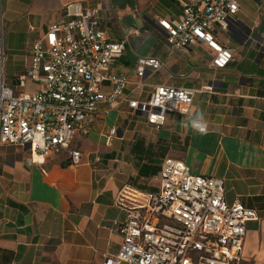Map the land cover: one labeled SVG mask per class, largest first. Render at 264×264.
Masks as SVG:
<instances>
[{
  "label": "crops",
  "instance_id": "1",
  "mask_svg": "<svg viewBox=\"0 0 264 264\" xmlns=\"http://www.w3.org/2000/svg\"><path fill=\"white\" fill-rule=\"evenodd\" d=\"M73 1L105 8L103 26L111 39L127 41L119 60L123 69H131L140 56L156 55L167 61L165 68L171 72L161 83L198 89L191 111L177 114L192 121L202 113L208 130L201 134L191 127L190 134L176 132L174 112L168 113L162 128L155 129L136 118L117 122L116 112L109 111L90 122L88 132L78 131L73 143L83 153L78 163L58 155L29 164L27 146L1 143L0 264H128L114 260L127 216L115 199L126 183L144 191L158 189L154 177L161 164L149 162L145 150L150 147L149 153L156 154L159 146H169L165 156L184 160L195 173L222 178L228 202L239 199L256 209L259 218L246 224L239 264H264V0H238L241 8L235 23L219 31L220 41L234 54L227 67H212L213 52L204 44L187 50L194 61L208 58L203 71L177 69L183 53L177 52L179 56L171 60L176 52L169 54L166 32L158 24L160 18L182 16L179 0H2L4 25L13 46L22 51L24 66L29 40L63 19L65 5ZM131 35L154 39L150 51L128 57ZM192 50H200L204 58ZM174 72L185 73V79H175ZM111 113L114 122L108 119ZM115 124L119 133L109 141L107 134ZM93 132L105 136L106 142H93ZM193 133L198 137L196 145ZM9 147L21 154L11 156Z\"/></svg>",
  "mask_w": 264,
  "mask_h": 264
},
{
  "label": "built area",
  "instance_id": "2",
  "mask_svg": "<svg viewBox=\"0 0 264 264\" xmlns=\"http://www.w3.org/2000/svg\"><path fill=\"white\" fill-rule=\"evenodd\" d=\"M179 19L160 18L169 54L204 44L213 54L211 65L227 67L234 59L219 31L229 30L241 5L238 0H179ZM104 7L80 1L64 7L65 17L29 40L24 70L9 80L5 69L4 10L0 0V144L28 147V163L65 155L78 163L82 150L73 146L78 131L88 132L98 115L109 111L162 128L169 112L189 113L198 89L149 79L167 61L140 56L131 69L120 58L125 39L113 40L103 26ZM31 33L36 27L31 26ZM152 116L157 119L153 121ZM163 116V122L160 117ZM112 125L107 140L119 133ZM262 146L264 147V126ZM156 191L131 183L117 193L126 210L123 238L114 256L128 264H239L246 224L259 218L255 208L239 199L228 202L222 178L195 173L182 159L167 155Z\"/></svg>",
  "mask_w": 264,
  "mask_h": 264
},
{
  "label": "rangeland",
  "instance_id": "3",
  "mask_svg": "<svg viewBox=\"0 0 264 264\" xmlns=\"http://www.w3.org/2000/svg\"><path fill=\"white\" fill-rule=\"evenodd\" d=\"M239 1L247 2L248 0H239ZM4 21H5V18H4ZM140 31L143 32V30H140ZM222 35L227 36V34H225L223 31H222ZM153 41H154V39L150 38L149 36L145 37L144 35H131V40H130L129 46H128V57L133 59L136 55H139V53H146V52L150 51V48L153 45ZM4 42H5V56H6L5 69H6V73H7L9 80H11L15 74H18L24 70V57L22 56V51L13 46V44H14L13 39L9 37L7 25H4ZM181 53H183L184 57L180 61L181 64L175 65V66H177V69L178 68H180V69H192V70L198 69V70L203 71V69L205 68L207 61H208L207 57L205 59L200 60V61H194L193 56H191V54H188V51H181ZM192 53L200 54L201 51L200 50H192ZM178 56H179V54H177V52H176V54L171 56V60L173 58L175 59ZM201 57H203V56L201 55ZM170 74H171V72H170V70H168V68H163L158 73L154 74L149 79V81L151 83L166 82V78H168V76ZM174 74H175L174 78L177 80L185 79V75H186L185 73L181 74V72H174ZM190 78H192V77H190ZM185 83H187V82H185ZM197 98H199V94H198ZM171 116L173 118L172 128H174L176 130V132L184 133V134H190L192 132V130H191V118H189L188 116H185V115H178L177 113L171 114ZM108 119L110 122H114V119H115L114 114L113 113L109 114ZM184 124L187 127H185ZM165 132L166 131L163 130L162 134L163 135L166 134ZM193 134H194V136L192 137V143L194 145H196L198 143V137L195 133H193ZM76 138H79V133L76 134ZM90 138L93 142H96L98 144H104L106 142V137L101 136L99 133L93 132V134H91ZM10 148H11V156L13 155V157H15V156L18 157L19 156L18 154H21L18 150H16L15 147H9V149ZM2 156H3V149L0 150V162L2 161V158H3ZM42 159H43L42 157H38L36 160L39 161Z\"/></svg>",
  "mask_w": 264,
  "mask_h": 264
},
{
  "label": "clouds",
  "instance_id": "4",
  "mask_svg": "<svg viewBox=\"0 0 264 264\" xmlns=\"http://www.w3.org/2000/svg\"><path fill=\"white\" fill-rule=\"evenodd\" d=\"M151 119L155 121L157 118L155 116H152ZM161 122H163V116L160 117ZM185 127H187L184 124ZM191 127L193 130L201 133V134H206L208 130L207 122L204 120L203 114L200 113V115L197 116L196 119H193L191 121Z\"/></svg>",
  "mask_w": 264,
  "mask_h": 264
},
{
  "label": "trees",
  "instance_id": "5",
  "mask_svg": "<svg viewBox=\"0 0 264 264\" xmlns=\"http://www.w3.org/2000/svg\"><path fill=\"white\" fill-rule=\"evenodd\" d=\"M168 148H169V146H159L157 153L156 154L155 153L151 154V153H149L150 147H148V149H146L145 152L148 151V155L150 156L149 157L150 158L149 162H152V163L156 162L157 164H159V163L161 164L163 159H164V156L166 155V152H167ZM156 171H157V168H155L154 172H156ZM22 249H23V247L21 246L20 250H22ZM17 257H18V254H17ZM3 260L5 261L6 259L3 258Z\"/></svg>",
  "mask_w": 264,
  "mask_h": 264
},
{
  "label": "bare ground",
  "instance_id": "6",
  "mask_svg": "<svg viewBox=\"0 0 264 264\" xmlns=\"http://www.w3.org/2000/svg\"><path fill=\"white\" fill-rule=\"evenodd\" d=\"M38 157H41V156H35L36 159H37Z\"/></svg>",
  "mask_w": 264,
  "mask_h": 264
},
{
  "label": "water",
  "instance_id": "7",
  "mask_svg": "<svg viewBox=\"0 0 264 264\" xmlns=\"http://www.w3.org/2000/svg\"><path fill=\"white\" fill-rule=\"evenodd\" d=\"M30 145H28L27 147H29Z\"/></svg>",
  "mask_w": 264,
  "mask_h": 264
}]
</instances>
